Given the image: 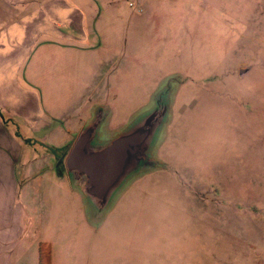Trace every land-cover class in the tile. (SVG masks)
<instances>
[{
    "label": "rangeland",
    "instance_id": "rangeland-1",
    "mask_svg": "<svg viewBox=\"0 0 264 264\" xmlns=\"http://www.w3.org/2000/svg\"><path fill=\"white\" fill-rule=\"evenodd\" d=\"M8 2L26 24L0 31V118L24 151V218L0 264H37L34 237L67 264H107V246L116 264H264V0ZM139 125L143 169L112 206L87 201L64 164L73 140ZM104 212L113 242L91 219Z\"/></svg>",
    "mask_w": 264,
    "mask_h": 264
},
{
    "label": "crops",
    "instance_id": "crops-1",
    "mask_svg": "<svg viewBox=\"0 0 264 264\" xmlns=\"http://www.w3.org/2000/svg\"><path fill=\"white\" fill-rule=\"evenodd\" d=\"M15 9H16L15 6H10V2H8V0H0V31L8 30L10 28H12V30H19L25 26L26 23L24 22L23 16H10L11 13H14ZM53 14H55V12H53ZM29 15H32V11L30 12ZM51 21H52L51 24L53 26H57L58 22L56 21L55 17H53ZM61 23L64 24L66 31L72 30L71 21L67 23L66 19H64V21H61ZM7 36H9V34H7ZM2 75L5 76V73L3 71H0V77ZM85 129L86 127L80 130L76 139L73 140V144L75 141H77L79 135ZM97 136H98V132L96 129H94L86 145L88 151L99 150L111 142V141L108 143L103 142L100 144V140L97 141ZM23 157H24V151L22 150L18 136H16L15 132L8 131L4 120L0 118V238L4 239V241H6L7 244L10 243L9 241L13 239V237L18 236V233H16L17 230L15 229L16 226L14 222L22 221L24 218L23 214H21L22 210L20 211V213L19 212L17 213V210H15V200L17 197L16 174L19 172L18 161ZM142 169L143 166H141V164L134 165L133 163L126 169L124 177L126 178L128 176L136 175ZM20 170H22V168H20ZM76 182L80 184L82 188H84L85 185L83 182V178H78ZM117 190L118 188L116 184L106 193V195L102 199L91 198V200L98 207H100V205L102 204L106 206L109 203H111L110 205L112 206V204L116 202L118 197ZM84 198H86L87 201L89 200L88 195L86 194ZM91 219H95V221H97L98 224H100V226L104 225L105 222H111V225L107 228L110 230L106 232V235H107V240L109 242L111 241L113 242L115 219H117V217L109 216L107 215L106 212H104V213H97V215H95V217H92ZM49 221L52 227L56 229L62 226L63 224L70 226L73 220L71 218V214L68 212L67 217H65L64 219L63 217L58 218L57 216H52L49 219ZM88 226H89V216L86 215L84 219L81 218V234L84 235V237L87 236ZM103 238L105 239L104 235ZM35 240L36 243L38 242V245L46 244L49 246L50 264H67V261L65 259L59 260L58 258L59 252L53 248L50 242L41 240L40 237L38 238L34 237V241ZM38 245L36 246L37 264H38ZM112 248L113 247L111 246H107V247H102L101 250L102 259L107 264H116L115 252ZM16 250H18V248ZM158 250L159 249L157 248L153 249L151 252L152 255L154 256ZM89 261L90 259L87 256V262ZM129 264H137L136 258L135 257L134 259L131 258Z\"/></svg>",
    "mask_w": 264,
    "mask_h": 264
},
{
    "label": "water",
    "instance_id": "water-1",
    "mask_svg": "<svg viewBox=\"0 0 264 264\" xmlns=\"http://www.w3.org/2000/svg\"><path fill=\"white\" fill-rule=\"evenodd\" d=\"M93 130L86 128L79 135L67 155L65 166L76 181L83 178V189L90 198L102 199L124 177L130 165L141 164L144 146L152 132L143 125L135 126L105 147L88 151L86 145Z\"/></svg>",
    "mask_w": 264,
    "mask_h": 264
},
{
    "label": "trees",
    "instance_id": "trees-1",
    "mask_svg": "<svg viewBox=\"0 0 264 264\" xmlns=\"http://www.w3.org/2000/svg\"><path fill=\"white\" fill-rule=\"evenodd\" d=\"M38 264H50V248L46 244L38 245Z\"/></svg>",
    "mask_w": 264,
    "mask_h": 264
},
{
    "label": "flooded vegetation",
    "instance_id": "flooded-vegetation-1",
    "mask_svg": "<svg viewBox=\"0 0 264 264\" xmlns=\"http://www.w3.org/2000/svg\"><path fill=\"white\" fill-rule=\"evenodd\" d=\"M72 147H73V145L71 146V148L69 149V151L72 149ZM67 155H68V153H67ZM67 155H66V157H65V159H64V164H65V161H66Z\"/></svg>",
    "mask_w": 264,
    "mask_h": 264
}]
</instances>
